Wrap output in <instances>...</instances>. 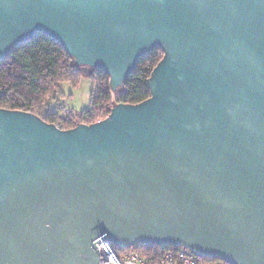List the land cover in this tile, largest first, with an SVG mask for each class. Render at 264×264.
<instances>
[{
    "label": "water",
    "instance_id": "1",
    "mask_svg": "<svg viewBox=\"0 0 264 264\" xmlns=\"http://www.w3.org/2000/svg\"><path fill=\"white\" fill-rule=\"evenodd\" d=\"M43 33L113 93L62 129L0 108V264H98L96 242L264 264V0H0V60Z\"/></svg>",
    "mask_w": 264,
    "mask_h": 264
},
{
    "label": "trees",
    "instance_id": "2",
    "mask_svg": "<svg viewBox=\"0 0 264 264\" xmlns=\"http://www.w3.org/2000/svg\"><path fill=\"white\" fill-rule=\"evenodd\" d=\"M162 56V50L155 48L139 58L135 70L116 94L111 91L109 77L103 71H89L94 82L89 107L80 112L61 115L60 112L47 110L49 100L59 93L61 82L69 81L76 85L83 70L74 66L73 59L55 40L46 34L36 33L31 40L19 44L9 56L0 60V108L31 112L62 129L72 128L79 123H93L104 119L114 104H135L148 98L150 91L147 79ZM112 246L118 255L135 250L153 263L167 251L183 249L147 244L126 248Z\"/></svg>",
    "mask_w": 264,
    "mask_h": 264
},
{
    "label": "built area",
    "instance_id": "3",
    "mask_svg": "<svg viewBox=\"0 0 264 264\" xmlns=\"http://www.w3.org/2000/svg\"><path fill=\"white\" fill-rule=\"evenodd\" d=\"M98 264H223L221 260L201 261L199 257L186 249L167 251L156 262H150L136 251L118 255L111 243L96 242Z\"/></svg>",
    "mask_w": 264,
    "mask_h": 264
},
{
    "label": "rangeland",
    "instance_id": "4",
    "mask_svg": "<svg viewBox=\"0 0 264 264\" xmlns=\"http://www.w3.org/2000/svg\"><path fill=\"white\" fill-rule=\"evenodd\" d=\"M93 88L94 82L89 73L83 70L76 85L69 81H63L59 84V93L49 100L47 110L60 112L61 115L80 112L89 107Z\"/></svg>",
    "mask_w": 264,
    "mask_h": 264
}]
</instances>
